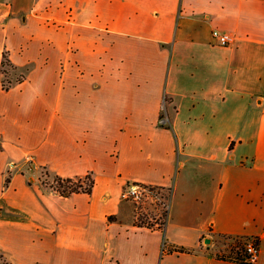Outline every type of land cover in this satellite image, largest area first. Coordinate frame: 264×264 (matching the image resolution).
Wrapping results in <instances>:
<instances>
[{
    "label": "crops",
    "instance_id": "0c3cea01",
    "mask_svg": "<svg viewBox=\"0 0 264 264\" xmlns=\"http://www.w3.org/2000/svg\"><path fill=\"white\" fill-rule=\"evenodd\" d=\"M27 154L91 193L5 185ZM131 182L169 193L162 232L133 227ZM218 235L264 264V0H0V264H231Z\"/></svg>",
    "mask_w": 264,
    "mask_h": 264
},
{
    "label": "built area",
    "instance_id": "2783aa9c",
    "mask_svg": "<svg viewBox=\"0 0 264 264\" xmlns=\"http://www.w3.org/2000/svg\"><path fill=\"white\" fill-rule=\"evenodd\" d=\"M211 37L219 46H229L233 43L232 35L219 30H213ZM160 123L165 124L164 119ZM120 199L134 206L133 227L135 229L151 232L164 230L169 209V193L166 190L131 182L122 189ZM148 202L149 206L146 205ZM227 241V250L219 254L224 261L237 264V258H242L245 264H256L260 254V244L256 238L232 236Z\"/></svg>",
    "mask_w": 264,
    "mask_h": 264
},
{
    "label": "rangeland",
    "instance_id": "374dc122",
    "mask_svg": "<svg viewBox=\"0 0 264 264\" xmlns=\"http://www.w3.org/2000/svg\"><path fill=\"white\" fill-rule=\"evenodd\" d=\"M223 47H226V46H223ZM1 70L3 71L2 77H1V85H3L4 87H6L8 89L12 87L13 81L22 80L23 74L16 72L14 69L9 67L8 65L2 67ZM93 145L96 147L95 144H92L91 146H93ZM15 171H19L20 173H23L27 177V179H31L33 181H36V179H38L46 187H50V185L53 184L52 182H53L54 178L52 175H50L48 173V171L46 169H44L42 167L35 168L33 166V161H32L31 155L27 154V155H25L24 160H21L20 162H13L7 166V168L5 169L4 174H3L4 180H5V185H7V183L9 182L11 173L15 172ZM47 174H49V176ZM84 182H85L84 184L86 185L88 180L84 179ZM130 205H131V203H130ZM146 205L149 206V202ZM227 236L232 237L234 235H218V236H215V238H214V244H210V243L209 244L204 243V244L210 248H212L214 245V248L216 250V254H220L224 250H227V245H228L227 240L230 239V237H227ZM244 237L256 238L255 236H244ZM257 240L259 241V244H260V238L259 237H257ZM165 249L167 251L171 250L166 245H165ZM261 256H262V258H264V241H263L262 247H261Z\"/></svg>",
    "mask_w": 264,
    "mask_h": 264
},
{
    "label": "trees",
    "instance_id": "16d2710c",
    "mask_svg": "<svg viewBox=\"0 0 264 264\" xmlns=\"http://www.w3.org/2000/svg\"><path fill=\"white\" fill-rule=\"evenodd\" d=\"M8 65L9 66V61L6 57V54H3V60L1 62V66L4 67ZM2 71V70H1ZM3 73V71H2ZM2 88L3 90H8V88L4 87L2 85ZM84 179L85 180H88L87 184L85 185L84 183ZM53 186L50 185V187L52 189H54L60 196H63V197H68L74 193H85V194H90L91 191H92V188L94 186V182H93V179L91 178V175L90 174H87L85 175L84 177L82 178H62V177H54V180L52 182ZM227 237H230V236H227ZM257 239V237H256ZM172 251H176V252H189L187 249L185 248H178V249H175V250H170V252ZM216 257L218 259H221L223 260V257L220 256L219 254H216ZM237 264H245L243 262V259L242 258H237Z\"/></svg>",
    "mask_w": 264,
    "mask_h": 264
},
{
    "label": "water",
    "instance_id": "95a60500",
    "mask_svg": "<svg viewBox=\"0 0 264 264\" xmlns=\"http://www.w3.org/2000/svg\"><path fill=\"white\" fill-rule=\"evenodd\" d=\"M210 242H211V240H210L209 238H205V239H204V243H205V244H209Z\"/></svg>",
    "mask_w": 264,
    "mask_h": 264
}]
</instances>
